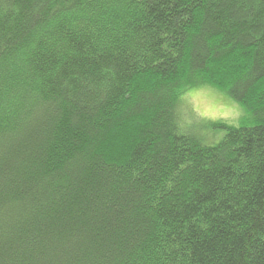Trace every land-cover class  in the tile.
Instances as JSON below:
<instances>
[{
  "label": "trees",
  "instance_id": "16d2710c",
  "mask_svg": "<svg viewBox=\"0 0 264 264\" xmlns=\"http://www.w3.org/2000/svg\"><path fill=\"white\" fill-rule=\"evenodd\" d=\"M0 264H264V0H0Z\"/></svg>",
  "mask_w": 264,
  "mask_h": 264
},
{
  "label": "rangeland",
  "instance_id": "374dc122",
  "mask_svg": "<svg viewBox=\"0 0 264 264\" xmlns=\"http://www.w3.org/2000/svg\"><path fill=\"white\" fill-rule=\"evenodd\" d=\"M185 101L190 103L193 109L207 120H226L237 125L238 121L245 116L244 110L231 98L221 95L210 87L196 88L185 97ZM207 144L218 142L222 136L220 132L213 134L210 130H202ZM211 135L212 138L209 136Z\"/></svg>",
  "mask_w": 264,
  "mask_h": 264
}]
</instances>
